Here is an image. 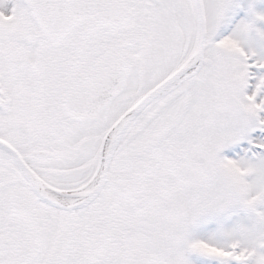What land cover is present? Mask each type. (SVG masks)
I'll return each mask as SVG.
<instances>
[{"label":"snow or ice","instance_id":"1","mask_svg":"<svg viewBox=\"0 0 264 264\" xmlns=\"http://www.w3.org/2000/svg\"><path fill=\"white\" fill-rule=\"evenodd\" d=\"M0 264H264V0H0Z\"/></svg>","mask_w":264,"mask_h":264}]
</instances>
